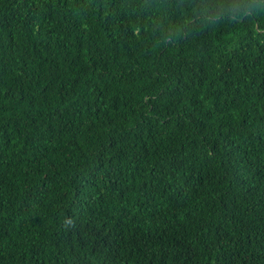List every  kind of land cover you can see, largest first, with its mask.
Here are the masks:
<instances>
[{
  "label": "trees",
  "instance_id": "1",
  "mask_svg": "<svg viewBox=\"0 0 264 264\" xmlns=\"http://www.w3.org/2000/svg\"><path fill=\"white\" fill-rule=\"evenodd\" d=\"M0 264H264V0H0Z\"/></svg>",
  "mask_w": 264,
  "mask_h": 264
}]
</instances>
